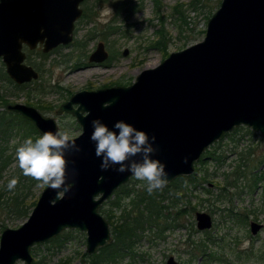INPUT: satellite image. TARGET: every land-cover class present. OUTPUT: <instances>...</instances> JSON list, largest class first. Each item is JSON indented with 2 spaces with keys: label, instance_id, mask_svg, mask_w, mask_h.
<instances>
[{
  "label": "water",
  "instance_id": "obj_1",
  "mask_svg": "<svg viewBox=\"0 0 264 264\" xmlns=\"http://www.w3.org/2000/svg\"><path fill=\"white\" fill-rule=\"evenodd\" d=\"M81 2L0 1V58L15 83L38 77L37 71L23 62L21 44L34 48L41 42L44 52L69 44L82 13ZM107 58L104 44L98 42L88 60L97 64ZM106 101L114 102L102 107ZM74 105L90 115L85 117ZM6 109L29 120L40 135L58 129L54 118L33 106L12 103ZM63 112L72 114L81 127L76 140L80 151L66 154V182L74 187L59 200L54 190L44 187L28 218L16 228L2 230L0 264L18 260L33 264L31 247L67 229L85 232L87 254L111 240L99 207L132 175L100 170L101 160L89 138L93 119L109 128L123 120L149 136L154 134L153 146L158 151L153 155L165 165L168 183L192 174L194 163L205 150L238 126L264 136V0H221L207 20L201 41L143 69L129 85L74 92L56 111ZM99 176L105 179L98 181ZM195 220L199 230L212 226V217L205 211L196 212ZM261 227L250 222L252 234ZM165 264L180 263L169 256Z\"/></svg>",
  "mask_w": 264,
  "mask_h": 264
},
{
  "label": "rangeland",
  "instance_id": "obj_2",
  "mask_svg": "<svg viewBox=\"0 0 264 264\" xmlns=\"http://www.w3.org/2000/svg\"><path fill=\"white\" fill-rule=\"evenodd\" d=\"M191 1L127 0L128 7L132 9L133 6L135 11L115 14L118 0H85L81 5L83 15L75 21L73 41L30 63L35 69L33 63H38L40 69L37 70L38 81L31 82L28 87L17 90L5 80L0 81V102L5 98V103L31 105L53 117L59 129L77 137L81 127L75 118L68 114L57 116L56 106L79 90L129 85L143 69L155 67L171 52L201 41L207 20L221 0H202L194 8L189 5ZM179 10L187 22L181 29L176 13ZM85 14L87 20H84ZM113 25H117L120 32L112 35L109 27ZM124 31L127 32L125 35L122 34ZM98 42L104 43L109 56L94 66L88 58ZM125 49L127 54L123 55ZM3 109L5 106H0V111ZM20 128L8 138L6 153L11 158L2 179L23 176L16 159V148L27 138L37 139L34 133L24 136ZM248 151L249 162L244 165L242 157L247 156ZM206 153L210 154L207 156ZM201 157L205 161L198 164ZM215 157L218 160H214ZM199 159L194 163L192 174L196 173L200 185L182 190L177 209L184 210L176 218L178 225L165 227L174 216L175 210L170 209L167 217L158 219V225H145L132 249L113 264H165L169 256L180 264H264V136L247 126H238L210 145ZM251 180L255 184L250 189ZM127 184L134 191L120 197L121 205L115 207V217L122 210L136 213L135 191L146 190L145 182L136 180L134 176ZM32 187L30 200L37 199L45 186L34 183ZM114 191L100 208L104 204L105 207L110 206V199L115 198ZM196 211H205L212 216L209 230L197 229ZM101 215L106 218L104 213ZM25 220L1 214L0 234L4 228H16ZM252 221L262 224L255 234L250 232ZM68 230L71 235L60 246L50 242L33 245L30 249L33 261L38 259L39 264H60L61 259L70 257V264H86L83 261L87 258L83 256L86 252L85 232ZM198 244H202L205 252L213 258L205 261L196 253L194 249ZM15 264L24 262L18 260Z\"/></svg>",
  "mask_w": 264,
  "mask_h": 264
},
{
  "label": "trees",
  "instance_id": "obj_3",
  "mask_svg": "<svg viewBox=\"0 0 264 264\" xmlns=\"http://www.w3.org/2000/svg\"><path fill=\"white\" fill-rule=\"evenodd\" d=\"M202 0H192L189 5L191 8L196 7L198 4H201ZM117 10L115 14H121L122 12L125 14H130L135 11L136 8L132 6V9L128 7L127 0H118L116 2ZM120 11V12H119ZM178 14L177 19L179 21V28L181 29L183 24H186V17L184 16L183 12L179 10L176 12ZM211 14V13H210ZM209 15V13H208ZM86 17L84 20L88 19L87 14L84 15ZM110 33L116 34L120 32V28L117 25L110 26ZM161 32V31H160ZM205 32V30L203 31ZM127 32H123L122 34H126ZM160 34V33H159ZM159 44L162 43L158 42ZM48 55L45 54L42 56L43 58L47 57ZM36 67V70L40 69L38 63H33ZM0 81L5 80L10 84V86L14 89H23L26 84L24 85H17L15 84L6 74L4 65L0 62ZM36 82V81H32ZM29 85V84H28ZM5 97V96H3ZM5 98H1L0 106H5L7 103ZM20 122V123H19ZM22 127V128H20ZM24 127V128H23ZM21 129L24 133V136H31L33 133L36 134L37 138L40 134L37 133L36 129L32 125L30 121L23 118L17 113H12L3 109L0 111V215L5 214L8 217L12 216L17 219H27L29 216L32 208L34 207L36 200H30L29 194L32 193V186L34 183H40L34 180L31 177L22 176L18 178V183L14 190L9 191L6 188L8 181L14 176H8L6 179H2L3 177V169L9 164L11 156L6 153L8 138L14 132L15 129ZM237 130V129H236ZM210 154V153H209ZM208 154V155H209ZM250 152H247V156L242 157V162L244 161V165L249 162ZM207 155V153H206ZM207 155V156H208ZM205 157V156H204ZM201 157L198 161L204 162L205 158ZM218 158V157H217ZM216 157L213 158L214 160H218ZM239 167L236 171H238ZM198 170V169H197ZM196 174V173H195ZM195 174L191 175H183L178 176L172 182H170L166 187L163 188L162 191H155L153 194H148L147 191H135L136 200L134 206L138 209L136 213H130L127 210H122L120 215L115 217V207H120L119 200L120 197L124 194H130V191H134L133 188H129L128 184L121 185L117 188L115 192V198L110 199V206H106L104 204L101 208H99V212L107 217L109 221L113 224V236L114 241L110 244H105L104 246L98 248L97 252L94 254H87L86 252L83 253L84 257L83 261L87 264H105L107 261L111 260L114 255H118V253L123 250L124 248H128L134 242V240L141 234L143 227L145 225H158V219L165 218L168 214H166L170 209H174V216L171 219V222L166 225L165 227H173L178 225L176 222V218L179 213L184 209H177L178 208V201L182 199V190H188L189 186H196L200 185L198 178H196ZM206 177V176H205ZM133 178V177H132ZM131 178V179H132ZM231 183V182H228ZM255 184V181L251 180V183L248 185L250 189ZM141 207V210H139ZM114 218V219H113ZM174 222V223H173ZM172 223V224H171ZM71 235L70 230H65L61 232L55 238H52L47 243L55 244L60 246L65 239ZM134 237V239H133ZM195 252L198 253L205 261L213 258V255L210 253L205 252V247L202 244H198L195 246ZM119 256V255H118ZM114 260V258H113ZM70 257H66L60 260V264H70L71 262ZM40 260L34 261V264H39Z\"/></svg>",
  "mask_w": 264,
  "mask_h": 264
},
{
  "label": "clouds",
  "instance_id": "obj_4",
  "mask_svg": "<svg viewBox=\"0 0 264 264\" xmlns=\"http://www.w3.org/2000/svg\"><path fill=\"white\" fill-rule=\"evenodd\" d=\"M113 102L106 101L102 107H109ZM77 110L85 117L90 115L87 110H81V106H77ZM91 126L89 138L94 142L96 157L101 160L102 172L109 169L118 173L130 172L136 180L145 182V189L150 195L167 186L168 173L165 165L153 155L158 151L153 146L156 139L154 134L149 136L147 132L123 120L114 122L113 127L109 128L96 118L91 121ZM77 139L78 137L59 128L56 132H44L35 141L25 139L15 153L23 175L54 190L55 199H63L74 187V184L66 182V154L80 151ZM97 179L103 181L105 178L99 176ZM17 183L18 178L10 179L6 185L7 190H14Z\"/></svg>",
  "mask_w": 264,
  "mask_h": 264
},
{
  "label": "flooded vegetation",
  "instance_id": "obj_5",
  "mask_svg": "<svg viewBox=\"0 0 264 264\" xmlns=\"http://www.w3.org/2000/svg\"><path fill=\"white\" fill-rule=\"evenodd\" d=\"M0 1H11V0H0ZM85 0H82V2L80 3V7H81V9H82V13H81V15H83V8H82V3L84 2ZM80 18H81V16H80ZM79 19V18H78ZM74 29H75V27H74ZM73 34H74V31H73ZM73 38H74V36H73ZM72 41H73V39H72ZM71 41V42H72ZM70 42V43H71ZM69 43V44H70ZM103 43V42H102ZM69 44H67V45H69ZM104 44V43H103ZM21 51L24 53V55H25V57H24V60H23V62L25 63V64H27V65H30V63L32 62V61H34V60H40L41 58H43L42 56H44L45 54H48L49 52H51L52 50H54V49H52V50H50V51H48V52H44L43 50H42V48H43V43H41V42H38L37 44H36V46L34 47V48H30V46L27 44V43H25V42H23L22 44H21ZM59 46H64V45H59ZM59 46H57V47H59ZM56 47V48H57ZM104 47H105V45H104ZM106 50V49H105ZM108 53V52H107ZM109 56V55H108ZM0 62L4 65V63L2 62V59L0 58ZM29 62V63H28ZM92 63V62H91ZM102 63V62H101ZM101 63H94V64H92V65H94V66H97V65H99V64H101ZM30 66H32V65H30ZM33 67V66H32ZM4 68H5V65H4ZM34 68V67H33ZM35 69V68H34ZM36 70V69H35ZM37 71V70H36ZM5 72H6V69H5ZM37 73H38V77L36 78V79H34V80H31V81H29V82H25V83H22V84H17V83H15L10 77H9V75L7 74V72H6V74L8 75V77L15 83V84H17V85H24V84H26V86L24 87V88H26V87H28V84H30L32 81H38V79H39V72L37 71ZM23 88V89H24ZM98 89V88H97ZM72 95V94H71ZM71 95L65 100V101H67V100H69V98L71 97ZM65 101H63V102H65ZM62 102V103H63ZM62 103H60V104H62ZM7 104H12V103H7ZM6 104V105H7ZM60 104L59 105H57L56 106V108H55V114L57 115V116H59V117H61V116H63V115H71V116H73L72 114H70V113H65V112H63V113H61V114H57L56 113V111H57V109L59 108V106H60ZM6 105H5V109H6ZM26 105H28V104H26ZM29 106H31V105H29ZM77 105H74V107H76ZM35 108V107H34ZM7 110V109H6ZM38 110V109H37ZM7 111H9V110H7ZM39 111V110H38ZM10 112H12V111H10ZM40 112V111H39ZM12 113H14V112H12ZM40 113H42V112H40ZM18 114V113H17ZM43 114V113H42ZM20 115V114H19ZM43 115H45V114H43ZM21 116V115H20ZM45 116H47V115H45ZM48 117H50V116H48ZM74 117V116H73ZM53 118V117H52ZM75 118V117H74ZM55 120V119H54ZM75 120H76V118H75ZM29 121V120H28ZM56 122V121H55ZM77 122V121H76ZM57 124V123H56ZM78 124V123H77ZM33 125V124H32ZM78 126H79V124H78ZM57 127H58V125H57ZM35 128V127H34ZM59 128V127H58ZM61 130V129H60ZM37 131V130H36ZM38 132V131H37ZM8 166V165H7ZM6 166V167H7ZM5 167V168H6ZM4 170L5 169H3V173L2 174H4ZM196 212H198V211H196ZM196 212H195V214H196ZM212 217V216H211ZM107 218V217H106ZM105 218V219H106ZM106 221L108 222V225H111V230H109V232H110V237H111V240L109 241V242H107L106 244H110L111 242H113L114 241V236H113V223L111 222V221H109L108 219H106ZM196 221V220H195ZM213 223V222H212ZM260 224V223H259ZM110 227V226H109ZM167 227H169V226H167ZM197 227V226H196ZM212 227V226H211ZM262 228V227H261ZM198 229V228H197ZM199 230V229H198ZM209 230V229H208ZM260 230V229H259ZM201 231H205V230H201ZM258 232V231H257ZM111 233H112V236H111ZM252 234V233H251ZM141 235V234H140ZM140 235L134 240V242H136L137 240H138V238L140 237ZM58 236V235H57ZM55 238V237H54ZM133 239H134V237H133ZM48 241V240H47ZM46 242V241H45ZM45 242H43V243H45ZM134 242H133V244H134ZM40 244V243H39ZM46 244V243H45ZM133 244L131 245V246H129L128 248H124L123 250H121L119 253H118V255H114V260H113V258L111 259V260H109V261H107L105 264H113V263H115V261H116V259H118V257H122V256H124L125 255V253H127L128 252V250H131L132 249V246H133ZM100 248V247H99ZM98 250V249H97ZM97 250H96V252H97ZM94 254V253H93ZM91 255V254H90ZM32 263L34 264V261H33V258H32ZM166 263V262H165ZM87 264V263H86Z\"/></svg>",
  "mask_w": 264,
  "mask_h": 264
}]
</instances>
